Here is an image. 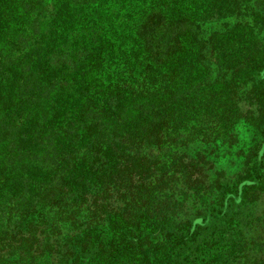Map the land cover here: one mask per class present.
Instances as JSON below:
<instances>
[{
  "label": "trees",
  "instance_id": "1",
  "mask_svg": "<svg viewBox=\"0 0 264 264\" xmlns=\"http://www.w3.org/2000/svg\"><path fill=\"white\" fill-rule=\"evenodd\" d=\"M0 264H264V0H0Z\"/></svg>",
  "mask_w": 264,
  "mask_h": 264
},
{
  "label": "rangeland",
  "instance_id": "2",
  "mask_svg": "<svg viewBox=\"0 0 264 264\" xmlns=\"http://www.w3.org/2000/svg\"><path fill=\"white\" fill-rule=\"evenodd\" d=\"M233 17L217 19L209 22H203L196 25L195 30L202 41H206L207 37L213 32H220L232 25ZM208 56V53H207ZM233 141L230 143L217 144L208 149H198L206 151L202 155L206 161L212 162L218 169L223 170L226 175L237 173L241 164L248 154L249 139L245 126L235 128ZM196 150V151H198Z\"/></svg>",
  "mask_w": 264,
  "mask_h": 264
}]
</instances>
